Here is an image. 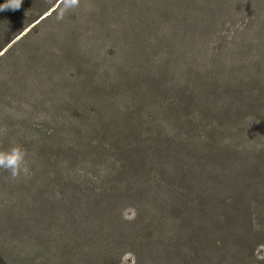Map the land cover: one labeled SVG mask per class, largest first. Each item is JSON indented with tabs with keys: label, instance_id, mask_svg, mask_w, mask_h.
Listing matches in <instances>:
<instances>
[{
	"label": "trees",
	"instance_id": "trees-1",
	"mask_svg": "<svg viewBox=\"0 0 264 264\" xmlns=\"http://www.w3.org/2000/svg\"><path fill=\"white\" fill-rule=\"evenodd\" d=\"M121 1L95 0L91 16H70L36 38L38 49L47 38L57 44L41 63L30 60L35 51L14 61L24 73L11 96L31 99L19 105L26 122L37 120L14 131L35 149L28 190L43 195H31L36 208L20 232L22 250L0 255V264H121L125 255L132 264H264L257 256L264 248V145L244 152L229 142L232 108L196 119L200 108L186 89L200 70L191 76L188 67L183 78L168 31L153 32L156 45L144 47L151 20L134 16L131 4L125 16ZM65 2L38 1L6 16L7 41L20 35L15 42L24 44ZM263 79L264 70L252 95L241 89L225 96L253 131L264 126L257 102ZM215 80L200 82L217 91ZM244 110L254 112L252 122ZM9 117L20 116L12 110Z\"/></svg>",
	"mask_w": 264,
	"mask_h": 264
},
{
	"label": "rangeland",
	"instance_id": "rangeland-1",
	"mask_svg": "<svg viewBox=\"0 0 264 264\" xmlns=\"http://www.w3.org/2000/svg\"><path fill=\"white\" fill-rule=\"evenodd\" d=\"M38 1L40 5H43L45 1L51 0H22L18 9L0 11V16H3L0 18V45L8 39L5 35L9 32L10 24L6 22L9 21V17L6 16H21L23 11L31 8ZM94 1L76 0L75 5L67 9L65 2L54 15L55 17L28 36L24 44L15 42L20 35L12 42L5 43L7 46L4 50L7 52L0 56V151H5L13 145L22 147L26 152L27 166L29 161L35 158V149L27 141L18 140L20 134L24 135V133L15 135L14 130L19 128L23 131L29 126L32 127L37 120L31 119L29 123L26 122L28 121L27 113L19 105V101L30 104L31 99L11 96L12 90L18 88L17 84L20 85L24 73L21 67L14 66V61L18 57L27 55V52L30 54L31 51H35L34 58L29 55L34 65L41 63L39 58L47 59L57 47L54 38L42 41L39 49L34 40L42 37L46 31L55 30L59 25L65 26V20L70 16H91L89 13L94 8ZM111 1L109 0L110 3ZM121 2L119 11L125 10V16H128L130 4L135 8L134 16L139 18L149 16L148 21L151 20V23L147 24L148 31L144 34V47L149 48V41L154 42L151 38L153 32L158 34L168 31L167 39H171L170 47H173L171 50L175 52L178 61L180 59V62L183 61L178 67L183 73V78H187L188 67L192 69L191 76L200 70L199 75H195L197 79L189 82L193 90L186 89L187 95L189 91L193 94L191 102L198 104L200 108L199 112H193L196 119L202 120L206 115L209 118L212 111L226 112L232 108L231 117L227 119L232 123L229 142L233 140L244 152H251L253 148L257 149L264 145L263 124L260 123L256 131H253L250 125L243 128L244 122L237 119L240 109L234 110L235 107L225 97L228 93L234 94L241 89L247 94L246 96L254 94L251 89L254 87L253 81L255 82L257 75L264 70V0H160L156 4L155 0H131L130 3L122 0ZM0 3H3V0H0ZM141 3L148 8L147 11L140 7ZM160 14L162 15L159 16ZM182 20L184 22H181ZM139 28L140 26L137 25L134 30ZM26 32L27 29L23 33ZM153 44L156 45L155 42ZM184 49L187 51L186 57H184ZM209 78L217 79L215 80L218 83L217 91L214 87L204 86L200 82V80L207 81ZM47 99L51 100L50 97ZM257 102H262L263 105L260 106L264 110V98L257 99ZM12 110L20 116L18 119L9 117ZM39 110L37 112H41V108ZM243 115L248 118L246 120L252 122L253 111L244 110ZM210 128L211 120L209 119L208 129ZM34 130L39 131L38 138L43 137L39 127ZM200 134L203 135V130ZM31 174L37 175L38 172ZM32 183L33 180L28 171L13 178L8 171L0 169V255L3 259L10 254L20 253L19 251L22 250L20 246L22 247L25 243V234L20 232H26L27 220L31 217L29 211H34L36 208L33 206L31 195L33 193L40 197L43 195L39 189L28 190ZM251 201L256 203L259 200L254 198ZM132 214L131 209L124 210L125 217H130ZM261 224L264 226V219ZM56 232L57 230L51 229V233ZM257 252V256L264 257L263 247L258 248ZM132 262V255H125L120 260L121 264H132Z\"/></svg>",
	"mask_w": 264,
	"mask_h": 264
},
{
	"label": "clouds",
	"instance_id": "clouds-1",
	"mask_svg": "<svg viewBox=\"0 0 264 264\" xmlns=\"http://www.w3.org/2000/svg\"><path fill=\"white\" fill-rule=\"evenodd\" d=\"M22 0H3L0 3V11L5 9L16 10ZM76 0H66V9L75 5ZM0 169L6 170L15 178L21 173L28 171L26 152L22 147L13 145L5 151H0Z\"/></svg>",
	"mask_w": 264,
	"mask_h": 264
}]
</instances>
